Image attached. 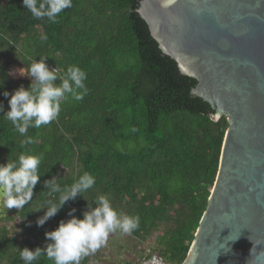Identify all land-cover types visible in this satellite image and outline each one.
I'll use <instances>...</instances> for the list:
<instances>
[{
	"label": "trees",
	"instance_id": "1",
	"mask_svg": "<svg viewBox=\"0 0 264 264\" xmlns=\"http://www.w3.org/2000/svg\"><path fill=\"white\" fill-rule=\"evenodd\" d=\"M139 1L73 0L72 8L50 23L33 18L22 0H0L4 112L9 105L3 92L31 83L17 70L27 71L40 56H48L49 68L58 74L73 65L87 73L81 101L69 98L56 120L28 129L33 144L21 148L25 137L0 112V164L22 152L42 156L32 201L7 214L0 210V264H23L20 250L43 248L45 232L69 219L73 208L82 219L85 199L100 195L118 212L140 217L130 235L139 246L149 241L150 253L167 264L184 260L215 180L227 121L212 120L209 104L190 97L196 80L180 74L159 49L136 10ZM85 172L96 181L85 199L69 200L38 227L45 209L35 210L48 198L44 181L55 176L62 186L70 185ZM36 264L52 262L44 256ZM81 264H98L97 254Z\"/></svg>",
	"mask_w": 264,
	"mask_h": 264
},
{
	"label": "water",
	"instance_id": "2",
	"mask_svg": "<svg viewBox=\"0 0 264 264\" xmlns=\"http://www.w3.org/2000/svg\"><path fill=\"white\" fill-rule=\"evenodd\" d=\"M190 97L226 117L217 172L181 264H264V0H140Z\"/></svg>",
	"mask_w": 264,
	"mask_h": 264
},
{
	"label": "clouds",
	"instance_id": "3",
	"mask_svg": "<svg viewBox=\"0 0 264 264\" xmlns=\"http://www.w3.org/2000/svg\"><path fill=\"white\" fill-rule=\"evenodd\" d=\"M23 6L37 20L47 19L56 23L59 15L73 6V0H22ZM46 39L45 37H42ZM48 56H40L33 60L27 71L17 70L19 75L31 78L26 89L23 85L11 94L3 92L8 98L9 110L4 112V104L0 102V112L14 129L25 139L20 141L21 148L36 141L27 135L29 128H40L56 120L61 111L62 103L69 100L81 101L87 94L84 81L87 73L78 66H69L61 75L56 68L50 69ZM11 75V73H9ZM60 81L57 83V81ZM0 84V86H2ZM41 155L22 152L15 160L0 164V210L7 214L8 209L21 210L33 199V190L40 180L39 166ZM61 179L53 176L44 181L47 199H44L35 211L45 209L36 220L38 227L54 217L68 202L78 195L85 199L84 193L93 188L95 178L85 172L72 184L61 185ZM88 201L82 219L74 215L75 209L68 212L70 217L61 220L54 230L45 232L46 243L43 248L34 250L27 247L20 250L19 258L23 264H36L46 256L52 264H81L82 259L94 255L106 245L109 236L119 232L131 235L140 226L138 215L130 216L115 210L106 195H100L92 202ZM157 258L145 260L143 264H156Z\"/></svg>",
	"mask_w": 264,
	"mask_h": 264
},
{
	"label": "rangeland",
	"instance_id": "4",
	"mask_svg": "<svg viewBox=\"0 0 264 264\" xmlns=\"http://www.w3.org/2000/svg\"><path fill=\"white\" fill-rule=\"evenodd\" d=\"M143 245L139 246L130 235H121L119 232L111 234L106 245L95 253L98 256V264L135 263L140 256L149 251L151 244L146 240Z\"/></svg>",
	"mask_w": 264,
	"mask_h": 264
},
{
	"label": "built area",
	"instance_id": "5",
	"mask_svg": "<svg viewBox=\"0 0 264 264\" xmlns=\"http://www.w3.org/2000/svg\"><path fill=\"white\" fill-rule=\"evenodd\" d=\"M153 256L157 258L156 264H167L159 254L150 253V251H147V253L143 254L142 257L136 260L134 264H143V261L145 260L151 261V257Z\"/></svg>",
	"mask_w": 264,
	"mask_h": 264
}]
</instances>
